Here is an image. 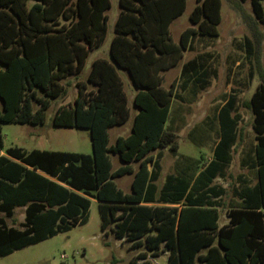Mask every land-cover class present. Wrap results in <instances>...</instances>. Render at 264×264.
I'll use <instances>...</instances> for the list:
<instances>
[{
    "label": "trees",
    "instance_id": "trees-1",
    "mask_svg": "<svg viewBox=\"0 0 264 264\" xmlns=\"http://www.w3.org/2000/svg\"><path fill=\"white\" fill-rule=\"evenodd\" d=\"M245 1L237 5L241 12ZM249 1L254 20L264 24V0ZM119 5L110 58L92 62L85 81L76 83L74 103L58 106L52 120L55 126L89 129L92 153L20 147L0 152V210L11 217L15 205L27 204L23 229L0 217V257L85 224L91 199H96L105 235L112 231L132 241V249L144 245L131 264L139 258L153 264L149 255L164 251L166 264H264V78L247 102L253 113L254 158L241 162L256 181L229 201L227 224L218 222L226 188L214 181L228 175L238 143L242 116L236 93L215 113L219 134L211 159L187 157L193 163L190 173L177 171L160 186L157 182L161 149L176 154L179 147L172 118L176 85L165 87L163 72L180 63L196 35H219L222 0H196L189 16L193 25L178 42L170 27L185 11L186 0H119ZM110 7L111 0H0V148L3 123L41 124L52 101L67 96L62 81L82 73L90 51L106 39ZM200 59L198 54L186 61L181 76L197 74L198 82L206 76ZM120 70L136 87L138 112L131 133L110 144L108 129L130 117ZM207 133L198 123L188 138L202 146ZM111 153L124 165L113 170ZM126 173L134 174L130 192L114 180Z\"/></svg>",
    "mask_w": 264,
    "mask_h": 264
},
{
    "label": "rangeland",
    "instance_id": "rangeland-1",
    "mask_svg": "<svg viewBox=\"0 0 264 264\" xmlns=\"http://www.w3.org/2000/svg\"><path fill=\"white\" fill-rule=\"evenodd\" d=\"M112 7L107 11L109 15V35L113 31V20L116 16L119 3L111 0ZM239 0H222L221 22L218 25L219 35H196L191 47L184 51L180 63L164 72V86L170 87L175 82L177 96L173 102V120L177 126L178 151L177 155L168 147L162 148V176L158 180L162 184L166 173L174 172L182 168L187 157L199 158L207 161L212 157L215 141L218 139L219 124L215 119V113L225 102L229 94L238 95V112L242 119L239 124L238 143L233 151V159L225 178H217L215 182L226 188L222 197L223 205L220 209V224L228 221L227 207L232 199H238V191H244L252 186L255 181L253 171L241 165L242 159L252 162L254 158L255 133L253 129V113L247 106L251 94L256 90L264 78V24L256 22L250 1L241 2L244 12L237 5ZM196 5V0H186L185 11L171 24L172 38L178 42L182 30L193 24L189 16ZM246 14V20L243 17ZM105 48V47H104ZM256 53V56H255ZM202 55L207 74L196 81L197 74L181 76L182 65ZM92 51L86 64L94 57ZM120 72H125L120 70ZM83 73V74H82ZM82 76L86 75L83 71ZM75 76H69L62 82L68 88L66 97L53 100L46 109L45 121L41 124L8 122L2 124L3 147H20L24 150L34 148L61 149L92 153L90 131L87 128L63 127L53 125V116L60 105L74 103L76 95L74 86L68 80ZM87 77V75H86ZM205 80V81H204ZM129 98L131 91L125 84ZM36 107L38 105H35ZM131 111L134 110L130 102ZM131 119V118H130ZM132 119L130 120V123ZM201 123L207 129V137L202 139L203 145L197 146L188 138V131L195 124ZM126 123L122 127L110 129V142L114 143L118 131L122 135L128 129ZM157 150H153L155 155ZM113 168L116 169L122 161L117 154H111ZM138 165V163H135ZM129 175L115 178L117 184L124 191L129 188L127 179ZM238 190V191H237ZM23 208L15 213V218H22ZM9 223L11 219L8 218ZM19 221V220H17ZM19 223H17V226ZM132 241L116 238L110 231L105 235L101 230V218L98 201L91 199L88 210V221L85 224L72 226L69 230L57 233L40 242L28 245L12 253L0 257V264H131V259L139 252L145 250L144 245L132 249ZM168 252H161L158 256L149 255L153 264H166ZM144 259H136V264H143Z\"/></svg>",
    "mask_w": 264,
    "mask_h": 264
},
{
    "label": "crops",
    "instance_id": "crops-1",
    "mask_svg": "<svg viewBox=\"0 0 264 264\" xmlns=\"http://www.w3.org/2000/svg\"><path fill=\"white\" fill-rule=\"evenodd\" d=\"M118 1V3H119V0H117ZM111 7H112V1H111ZM110 7V8H111ZM109 8V9H110ZM108 9V10H109ZM107 10V11H108ZM107 11L105 12L107 15H108V13H107ZM120 12H121V7H120V5H119V8L117 9V13H116V16H115V18H114V20H113V31H112V33L109 35V27H110V23H109V15H108V33H107V36H106V39L103 41V43L99 46V47H96V48H94L93 50H91L90 51V53H89V56H88V58H87V61H88V59H89V57H90V54L92 53V51H95V55H94V57L91 59V61L89 62V66H88V68H87V70H83V71H86V75L88 74V72H89V70H90V68H91V65H92V62L95 60V59H98V58H110V45H111V40H112V38H113V36L115 35V22H116V19H117V17H118V15L120 14ZM175 20V19H174ZM173 23V22H172ZM171 23V24H172ZM183 31V30H182ZM105 47V48H104ZM86 64H87V62H86ZM85 69H86V66H85ZM82 71V72H83ZM125 72H120L121 73V76H122V79H123V83H124V88H125V84H127V86L129 87V89H132V91H131V98H129V96H128V93H127V91H126V88H125V91H126V93H127V99H128V106H129V108H130V102H132V105H133V107H134V110L133 111H131V108H130V117L128 118V120L125 122V123H123V124H121V125H116L117 127H122V126H124L126 123H129L128 124V129L127 130H125L124 129V135H122V133H121V131H118L117 132V135H116V137H115V141H116V139H117V137L118 136H127V135H129L130 133H131V128H132V124H133V120H134V116L136 115V113L138 112V109L135 107V105H134V96H135V92H136V87H135V85H134V83H133V81H132V79H131V77H130V75H129V73L126 71V70H124ZM168 71V70H167ZM165 72V71H164ZM164 72H163V75H164ZM83 74V73H82ZM82 74L80 73L79 75H76L75 77H73L72 78V80H68V82H67V85L68 84H72L73 86H74V91H75V93H76V95H75V97L74 98H76L77 97V95H78V87H77V85H76V83L78 82V81H85V79H86V75H84V76H82ZM164 80H165V76H164ZM132 119V122L130 123V120ZM116 126H112V127H110L109 129H108V132H109V140H110V129L111 128H113V127H116ZM114 141V142H115ZM110 144H113V143H111L110 142ZM34 149H39V150H55V151H67V150H61V149H46V148H34ZM32 150V149H31ZM30 151V150H29ZM0 152H1V154H6L5 153V151H3L2 150V148H0ZM69 152H78V151H69ZM81 153H86V154H89V153H87V152H81ZM111 154H114V153H111ZM111 154H110V156H111ZM211 159V158H210ZM111 161H112V159H111ZM135 163H137V162H135ZM135 163H132V167H134V169L136 170L137 169V167H138V165L137 164H135ZM161 164H162V162H161ZM121 165H124V162H122L121 163ZM121 165H119V166H121ZM163 165V164H162ZM118 166V167H119ZM192 166H193V163L192 162H186L185 163V165L182 167V168H180V169H178V170H176V171H174V172H169V173H166V176L168 175V174H170V173H176L177 171H181V172H187V173H190L191 172V169H192ZM117 167V168H118ZM149 167H151V165H149ZM28 168L29 169H31V170H33L34 172H36L37 174H39V175H41V176H44V177H46V178H48V179H50V180H53V181H58L55 177H52V176H50L49 174H47L46 172H44V171H42V170H40V169H34V168H32V167H29L28 166ZM163 168V167H162ZM202 168V167H201ZM112 169L114 170V168H113V162H112ZM126 174H128L129 175V178L127 179V181H128V184H129V188L127 189V190H129V191H125V192H130L131 191V182H132V180H133V177H134V174L133 173H126ZM126 174H124V175H126ZM124 175H122V176H119V177H115V178H120V177H123ZM162 176V169H161V175H160V177ZM165 176V177H166ZM160 177H159V179H160ZM115 178H114V180H115ZM218 178H220V177H218ZM217 179V178H216ZM215 179V180H216ZM164 180H165V178H164ZM164 180H163V182H164ZM115 182H116V180H115ZM158 182V181H157ZM162 182V183H163ZM117 183V182H116ZM214 183H216L215 181H214ZM118 185V184H117ZM119 186V185H118ZM120 187V186H119ZM120 188H122V187H120ZM123 189V188H122ZM26 207H27V204H17V205H15L14 206V213H13V216H11V217H9V216H7L6 215V213L4 212V211H1L0 210V217L1 218H3L4 219V221H5V223H6V225H8V226H14V227H16V228H19V229H23L24 227L21 225L24 221H25V216H26ZM23 208V216H22V218H18V219H16L15 218V213H16V211L17 210H19V209H22ZM219 213H220V209H219ZM8 218H10L11 219V222L9 223V221H8ZM228 218V217H227ZM219 219H220V216H219ZM17 220H19V221H17ZM219 222V221H218ZM17 223H19V225L17 226ZM228 223V221L227 222H225L224 224H227ZM224 224H220V222H219V225L221 226V225H224ZM166 253H167V251H165ZM168 255V254H167ZM166 258H167V256H166Z\"/></svg>",
    "mask_w": 264,
    "mask_h": 264
}]
</instances>
